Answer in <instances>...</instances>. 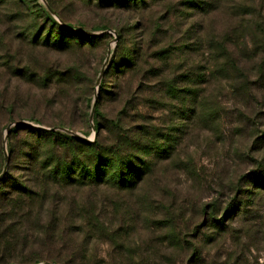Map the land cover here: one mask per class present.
I'll return each instance as SVG.
<instances>
[{"label": "trees", "instance_id": "obj_1", "mask_svg": "<svg viewBox=\"0 0 264 264\" xmlns=\"http://www.w3.org/2000/svg\"><path fill=\"white\" fill-rule=\"evenodd\" d=\"M183 1V14L191 21L188 28L186 24L181 26L185 41L154 46L142 42L131 48L119 74L120 78L126 72L132 74L141 66L142 71L161 79L171 103V126L155 125L149 113L133 108L129 101L123 107L125 121L136 119L134 123L138 124L126 126L124 117L101 124L97 119L102 117L95 109L92 142L58 132L67 129L66 117L48 128H26L19 150L10 145L7 149L10 160L0 181V264H148L140 254L136 256L132 238L140 237L139 224L149 220L161 231L162 243L168 246L165 251L184 252L178 264L215 263L203 256L211 238H204L202 229L224 231L223 220L240 210V200L248 201L257 189L264 191V170L248 172L238 179L243 183L238 195L243 193L244 198L238 197L226 208L216 204L198 208L199 217L206 222L195 236L171 231L195 210L189 208L185 198L178 204L170 190H160L153 173L159 162L171 159L183 140H200L201 136L202 140H252L250 150L260 152L264 148V122L258 120L259 113L256 121L242 111V104L255 97V92L248 82L237 89V44L232 38L233 27L224 24L228 14L220 6L221 0ZM12 2L22 11L17 16L10 14L7 23L16 27L29 24L19 31L31 44L41 42L53 50L58 48L55 38L58 45L77 40L92 45L98 40L59 25L48 12L56 13L50 0H46L47 9L38 0H0L5 6ZM261 2L264 9V0ZM141 3L143 0H117L116 5L129 9ZM172 12V8L167 9L161 20L167 31L172 30L176 18ZM166 30L164 35L168 34ZM1 42H5L3 37ZM22 52L7 50L0 59V131L5 118H22L17 105L36 97L31 96L33 86L41 90L45 102L50 98L51 105L61 104L68 93L72 68L58 70L63 74L54 75L47 69L37 75L23 61ZM259 67L264 73L263 62ZM114 82L112 89L120 93L122 79ZM105 87L102 83L101 95H111ZM237 112L241 118L229 133L221 126L220 116L228 113L237 117ZM36 115L32 112L25 119L42 123ZM22 130L14 128L9 134L16 136ZM3 156L0 140V174ZM245 202V207L252 203ZM222 211L225 214L220 219ZM100 247L110 252H102Z\"/></svg>", "mask_w": 264, "mask_h": 264}, {"label": "rangeland", "instance_id": "obj_2", "mask_svg": "<svg viewBox=\"0 0 264 264\" xmlns=\"http://www.w3.org/2000/svg\"><path fill=\"white\" fill-rule=\"evenodd\" d=\"M108 1L113 3L110 5ZM38 2L48 8L46 0H38ZM50 2L56 13L50 9L48 12L59 25L66 30L72 32L77 30L83 35L98 40L92 45H85V41L78 40L74 44L58 45V39L55 38L54 43L59 49L53 50L45 47L41 42L31 44L29 39H26L27 35L19 31V28H27L29 24H18L16 27L17 25L7 23L10 14L14 16L21 14L22 10L13 7L16 2L6 6L0 4V42L1 37L5 40L0 45V59L7 50L12 52L22 50L23 61L28 63L37 75L46 73L47 69H50L54 75L63 74L62 71H58L63 68L73 70L67 87V96L61 104L51 105L50 98L45 102L40 97L41 90L33 86L31 96L36 97L17 105L16 110L22 114V118L15 116L11 121L8 118L2 121L0 140L2 149L5 148L2 172L6 163L5 172L8 168L9 145L19 150L23 136L27 133L26 128H48L47 126L53 122L66 117L67 129L57 130L58 132L80 140L86 135L87 140L94 141L93 106L102 117L97 119L101 124L115 123L119 118L124 117L126 126L137 125L138 123H134L136 119L128 118L125 121L123 107L130 101L133 108L149 113L155 125L166 128L171 126V115L168 113L171 110V103L166 97L165 83L142 71L141 66L132 74L126 72L121 78L119 74L122 70L120 66L124 64V60H127L131 48L142 42L154 46L163 42L181 44L185 41L180 34V30H184L181 26L186 24L188 28L191 25L188 16L183 14L185 10L182 6L185 2L143 0V3L137 7H128L129 9L118 7L117 0H105L103 3L99 0H50ZM260 3L261 0H221L220 6L228 14L223 18L224 24L229 23L233 27L232 38L237 44L236 58L239 68L237 89L243 88L248 82L252 83L255 92V97L242 104L244 108L242 111L245 115L250 113L251 120H255L259 113L258 120L264 122V113H262L264 73H261L259 67L261 62L264 64V9L260 7ZM23 6L26 7V4ZM169 8H172V13L176 16L171 31H167L165 23L161 21ZM141 22L144 23L143 26ZM164 30L168 34L164 35ZM120 79L122 84L119 93L112 87L114 81ZM102 83L106 86L104 90L111 95H101ZM238 108L237 106V110ZM32 112H37L36 116L42 120V123L37 124L25 119L27 116L30 117ZM131 115L129 113V116ZM220 118H222L221 126L230 133L231 127L238 123L241 115L237 112V117H234L225 113ZM9 125L11 129L21 127L24 130L19 135L13 136L6 131ZM247 125L250 126V123ZM203 138L201 136L200 140H183L171 159L159 162L157 172L153 173L157 175L160 190H170L178 198V204L182 197L185 198L189 208L192 206L195 210L187 214L178 229L171 230L175 234L195 236L206 222L202 216L199 217L198 208L201 209L206 204H216L218 207L226 208L233 201L237 202L238 190L243 184L238 179L248 172L264 170V148L260 152H252L250 150L252 140H243L244 138L239 137L226 140H202ZM239 198H244L243 193ZM240 201L238 205L244 206L242 205L237 213L223 220L224 231L219 232L208 227L202 229L203 237L211 238V243L204 246L203 256L209 262H215L213 264H264V191L257 189L248 201L245 202V199ZM244 202L252 203L245 207ZM154 208L156 210V207ZM223 213L224 211L220 219L225 214ZM193 222L195 225H192ZM138 233L140 237L135 235L132 238L137 246L133 251L136 256L140 254L148 264H178L182 260L184 252L165 251L168 246L162 243L163 235L155 223L149 220L139 224ZM99 250L110 252L105 247H100ZM133 251L129 250L130 254H133Z\"/></svg>", "mask_w": 264, "mask_h": 264}, {"label": "water", "instance_id": "obj_3", "mask_svg": "<svg viewBox=\"0 0 264 264\" xmlns=\"http://www.w3.org/2000/svg\"><path fill=\"white\" fill-rule=\"evenodd\" d=\"M48 10H49V9H48ZM49 12H50V10H49ZM74 32H77V31H74ZM78 33H81V32H78ZM108 57H109V52L107 53V58H108ZM94 110H95V107L93 106V107H92V112H93ZM10 129H11V125L7 126V128H6L7 133L10 131ZM42 129H43V128H42ZM83 140H85V141H87V142H91V141L87 140L86 138H83ZM3 153L5 154V148L3 149ZM6 166H7V163H6L5 167H4L3 172H2L1 175H0V180L2 179L3 175L5 174Z\"/></svg>", "mask_w": 264, "mask_h": 264}]
</instances>
